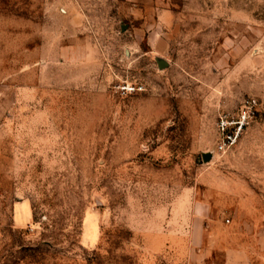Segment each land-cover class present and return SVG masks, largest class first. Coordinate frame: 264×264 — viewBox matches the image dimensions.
I'll list each match as a JSON object with an SVG mask.
<instances>
[{
	"label": "rangeland",
	"instance_id": "1",
	"mask_svg": "<svg viewBox=\"0 0 264 264\" xmlns=\"http://www.w3.org/2000/svg\"><path fill=\"white\" fill-rule=\"evenodd\" d=\"M227 251L264 264V0H0V264Z\"/></svg>",
	"mask_w": 264,
	"mask_h": 264
},
{
	"label": "built area",
	"instance_id": "2",
	"mask_svg": "<svg viewBox=\"0 0 264 264\" xmlns=\"http://www.w3.org/2000/svg\"><path fill=\"white\" fill-rule=\"evenodd\" d=\"M140 89L142 88L130 83L118 86V91L122 95H129ZM258 107V99L249 96L241 101L236 113H224L220 115L217 120L218 137L214 151L216 154L226 153L238 144L245 130L256 118Z\"/></svg>",
	"mask_w": 264,
	"mask_h": 264
},
{
	"label": "crops",
	"instance_id": "3",
	"mask_svg": "<svg viewBox=\"0 0 264 264\" xmlns=\"http://www.w3.org/2000/svg\"><path fill=\"white\" fill-rule=\"evenodd\" d=\"M220 254L224 259L223 264H252L250 260L251 258L245 252L227 251L224 254ZM194 255L197 258L203 259V262L198 264H214V262L208 263L207 261L210 259L213 260L214 257L218 255V253H206L204 256L200 253H195Z\"/></svg>",
	"mask_w": 264,
	"mask_h": 264
},
{
	"label": "water",
	"instance_id": "4",
	"mask_svg": "<svg viewBox=\"0 0 264 264\" xmlns=\"http://www.w3.org/2000/svg\"><path fill=\"white\" fill-rule=\"evenodd\" d=\"M161 65L164 64L162 63ZM203 157L205 161H210L214 157V154L212 152L204 153Z\"/></svg>",
	"mask_w": 264,
	"mask_h": 264
}]
</instances>
